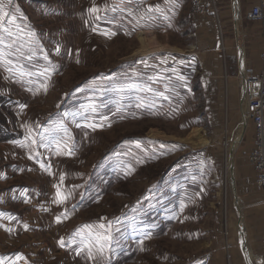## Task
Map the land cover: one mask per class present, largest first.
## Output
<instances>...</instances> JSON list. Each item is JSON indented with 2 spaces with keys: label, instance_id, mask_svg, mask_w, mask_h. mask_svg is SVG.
Segmentation results:
<instances>
[{
  "label": "rangeland",
  "instance_id": "obj_1",
  "mask_svg": "<svg viewBox=\"0 0 264 264\" xmlns=\"http://www.w3.org/2000/svg\"><path fill=\"white\" fill-rule=\"evenodd\" d=\"M202 1L0 0L1 264H214L245 226L263 25Z\"/></svg>",
  "mask_w": 264,
  "mask_h": 264
},
{
  "label": "built area",
  "instance_id": "obj_2",
  "mask_svg": "<svg viewBox=\"0 0 264 264\" xmlns=\"http://www.w3.org/2000/svg\"><path fill=\"white\" fill-rule=\"evenodd\" d=\"M193 3L197 11L207 14L213 11L211 3L205 4L202 0H193ZM248 18L263 25L261 63L258 68L247 67L244 70L243 86L248 117L254 126L253 147L247 158L255 171V183L264 191V0H257L250 7ZM225 236L228 241L230 236L227 230ZM226 244L229 246V243ZM227 259L230 263L229 256Z\"/></svg>",
  "mask_w": 264,
  "mask_h": 264
},
{
  "label": "crops",
  "instance_id": "obj_3",
  "mask_svg": "<svg viewBox=\"0 0 264 264\" xmlns=\"http://www.w3.org/2000/svg\"><path fill=\"white\" fill-rule=\"evenodd\" d=\"M236 7V12H238L239 6ZM249 63L258 68L260 66L259 55L253 56ZM248 201V211L245 217L247 248H244L242 244L239 231L234 230L231 233L228 248L220 247L214 264H227L228 256L230 264H264V194L250 197ZM1 263L3 261L0 250ZM205 263V261L202 262V264Z\"/></svg>",
  "mask_w": 264,
  "mask_h": 264
},
{
  "label": "bare ground",
  "instance_id": "obj_4",
  "mask_svg": "<svg viewBox=\"0 0 264 264\" xmlns=\"http://www.w3.org/2000/svg\"><path fill=\"white\" fill-rule=\"evenodd\" d=\"M238 6V5H237ZM240 10V9H239ZM238 10V12H237V14L239 13L240 14V11ZM238 14V15H239ZM236 15V14H235ZM237 17V16H236ZM239 18H240V16H239ZM146 32H141L139 35H140V39L142 40V42H143V44L144 43H146L145 41H146V37H149V36H152V35H150V34H148V33H146ZM143 34H145V35H143ZM149 40V39H148ZM144 47H146L145 49L146 50H148V47L146 46V45H144ZM156 47V46H155ZM151 50V49H150ZM244 68V67H243ZM244 100V99H243ZM244 103V105L246 106V111H245V114L247 115V110H248V108H247V103H245V102H243ZM245 127H242L241 128V130L240 131H238V133L235 135V137H234V140H233V144H232V149H233V151H234V148H235V146H236V144L237 143H239L240 142V140L242 139V137H243V134L245 133L244 131H245V129H244ZM203 141H205V139L203 138L202 139ZM233 160V152H232V155H231V165H232V169H231V174L232 175H234V169H233V167H234V162L232 161ZM248 256V255H247ZM249 257V256H248Z\"/></svg>",
  "mask_w": 264,
  "mask_h": 264
},
{
  "label": "water",
  "instance_id": "obj_5",
  "mask_svg": "<svg viewBox=\"0 0 264 264\" xmlns=\"http://www.w3.org/2000/svg\"><path fill=\"white\" fill-rule=\"evenodd\" d=\"M235 3L238 5V0H235ZM243 49H242V47H241V53H242V56H243ZM246 68H244V70H245ZM244 70L242 69L241 70V73H243L244 72ZM233 169H234V167H233ZM233 179H234V175H233ZM239 233H240V236H241V240H242V244H243V246H244V248H247V244H246V230H245V226L243 225V224H241L240 225V231H239Z\"/></svg>",
  "mask_w": 264,
  "mask_h": 264
},
{
  "label": "trees",
  "instance_id": "obj_6",
  "mask_svg": "<svg viewBox=\"0 0 264 264\" xmlns=\"http://www.w3.org/2000/svg\"><path fill=\"white\" fill-rule=\"evenodd\" d=\"M5 98H6V96H4V97H3V96H0V105H1V106H6V105H5V101H4ZM1 118H3L2 115H0V124L2 125V124H4V123H3V121H2ZM4 132H5V131H4ZM2 133H3V132H2V129L0 128V135H2Z\"/></svg>",
  "mask_w": 264,
  "mask_h": 264
},
{
  "label": "snow or ice",
  "instance_id": "obj_7",
  "mask_svg": "<svg viewBox=\"0 0 264 264\" xmlns=\"http://www.w3.org/2000/svg\"><path fill=\"white\" fill-rule=\"evenodd\" d=\"M3 8V5L2 4H0V9H2ZM92 11H95V9H92ZM6 15V14H5ZM23 107V106H22ZM90 127L92 126V125H89ZM68 154H72V153H68ZM41 167L42 168H44L45 166L42 164L41 165ZM45 170H47V169H45ZM61 180H63V176H61ZM66 198V197H65ZM54 202H63V200L61 199V200H59V201H54ZM64 245H63V242H61V247H63Z\"/></svg>",
  "mask_w": 264,
  "mask_h": 264
}]
</instances>
